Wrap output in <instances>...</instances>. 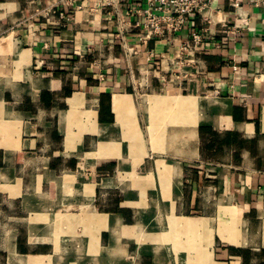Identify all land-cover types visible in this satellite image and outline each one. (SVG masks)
I'll use <instances>...</instances> for the list:
<instances>
[{"label": "crops", "instance_id": "0c3cea01", "mask_svg": "<svg viewBox=\"0 0 264 264\" xmlns=\"http://www.w3.org/2000/svg\"><path fill=\"white\" fill-rule=\"evenodd\" d=\"M77 2L0 0V264H264V1Z\"/></svg>", "mask_w": 264, "mask_h": 264}, {"label": "built area", "instance_id": "2783aa9c", "mask_svg": "<svg viewBox=\"0 0 264 264\" xmlns=\"http://www.w3.org/2000/svg\"><path fill=\"white\" fill-rule=\"evenodd\" d=\"M63 1L65 6L79 8L77 0H52ZM119 0H98L101 6H113ZM211 0H144L137 7L129 8V13L137 16L134 25L142 30L141 38L150 36H163L174 34L192 26L191 16L204 8ZM264 0H256L263 2ZM54 11V10H53ZM60 17L67 18L69 11L59 10ZM202 32L191 30L188 38L181 48L189 52L197 48L202 42ZM190 60V59H189Z\"/></svg>", "mask_w": 264, "mask_h": 264}]
</instances>
